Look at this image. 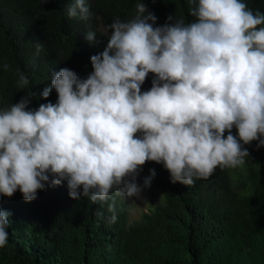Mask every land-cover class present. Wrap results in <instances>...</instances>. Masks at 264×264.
Returning a JSON list of instances; mask_svg holds the SVG:
<instances>
[{"label": "clouds", "instance_id": "clouds-1", "mask_svg": "<svg viewBox=\"0 0 264 264\" xmlns=\"http://www.w3.org/2000/svg\"><path fill=\"white\" fill-rule=\"evenodd\" d=\"M190 2L192 21L170 15L154 27L156 15L140 0L133 19L107 25V46L90 58L86 78L68 68L52 75L41 97L55 90V103L31 109L30 92L0 108V197L19 190L32 202L46 184L66 183L73 200L138 198L155 176L153 169L137 184L147 162L190 186L217 167L243 166V145L264 147V12L245 0ZM67 15L89 21L88 0H73ZM149 74L151 88L142 91ZM29 83L19 74L18 88ZM108 211L114 223V198ZM10 215L0 201V248Z\"/></svg>", "mask_w": 264, "mask_h": 264}, {"label": "trees", "instance_id": "trees-1", "mask_svg": "<svg viewBox=\"0 0 264 264\" xmlns=\"http://www.w3.org/2000/svg\"><path fill=\"white\" fill-rule=\"evenodd\" d=\"M139 2L88 0L92 17L85 22L68 17L73 0H0V108L30 92L35 94L31 109L55 103V90L47 100L41 97L52 75L68 68L86 78L90 58L107 46V25L117 17L133 19ZM141 2L156 15L154 27L170 15L183 16L186 23L194 19L190 0ZM245 2L264 12V0ZM89 31L96 33L91 43L85 39ZM19 74L30 82L23 89L17 87ZM152 79L149 74L142 91L151 88ZM257 143L243 145L253 166L239 172L234 188L227 168L217 167L209 178L185 186L173 183L162 164L145 163L136 182L142 185L154 169L150 186L160 201L131 222L114 194L104 202L73 200L66 183L46 184L32 202H25L19 190L11 198L0 197L11 214L0 264H264V147ZM113 198L114 223L108 211Z\"/></svg>", "mask_w": 264, "mask_h": 264}, {"label": "rangeland", "instance_id": "rangeland-1", "mask_svg": "<svg viewBox=\"0 0 264 264\" xmlns=\"http://www.w3.org/2000/svg\"><path fill=\"white\" fill-rule=\"evenodd\" d=\"M233 135L234 129L232 130ZM253 163L249 160V158L246 159V163L243 166L237 167V168H227L228 170V175L231 181V186L234 188L236 184H233L235 181V178L245 168L249 169L252 168ZM239 183V181H238ZM115 199H119V204L121 208L125 211L126 213V220L127 222H131L134 220H137L143 213H147L151 210V208L158 204L160 201V196L158 191L155 188H152L151 186L143 189L140 196L133 197L132 199H123L120 196H116Z\"/></svg>", "mask_w": 264, "mask_h": 264}]
</instances>
